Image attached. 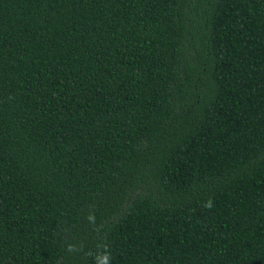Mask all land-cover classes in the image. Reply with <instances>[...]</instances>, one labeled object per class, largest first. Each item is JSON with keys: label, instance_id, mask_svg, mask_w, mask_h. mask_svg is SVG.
Instances as JSON below:
<instances>
[{"label": "trees", "instance_id": "obj_1", "mask_svg": "<svg viewBox=\"0 0 264 264\" xmlns=\"http://www.w3.org/2000/svg\"><path fill=\"white\" fill-rule=\"evenodd\" d=\"M0 264H264V0H0Z\"/></svg>", "mask_w": 264, "mask_h": 264}]
</instances>
